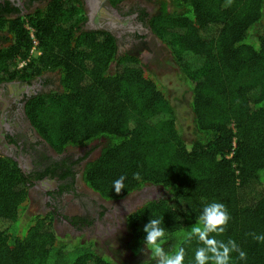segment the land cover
<instances>
[{
  "label": "trees",
  "instance_id": "obj_1",
  "mask_svg": "<svg viewBox=\"0 0 264 264\" xmlns=\"http://www.w3.org/2000/svg\"><path fill=\"white\" fill-rule=\"evenodd\" d=\"M159 1L150 25L191 92L190 138L148 64L131 50L119 53L111 33L82 29L79 0H51L27 19L0 18L8 42L0 45V81L18 76V63L30 59L27 24L41 54L24 73L60 74L62 88L28 106L34 127L59 152L97 142L84 184L104 199L147 184L166 191L127 216L129 252L115 259L95 238L61 235L50 214L23 221L28 178L0 155V264H157L143 242L153 218L162 220L165 252L183 247L184 264H195L203 245L187 236L212 202L230 215L224 232L212 235L247 254L242 260L232 252L230 264H264V242L253 236L264 235V0ZM120 176L125 187L117 194Z\"/></svg>",
  "mask_w": 264,
  "mask_h": 264
},
{
  "label": "flooded vegetation",
  "instance_id": "obj_2",
  "mask_svg": "<svg viewBox=\"0 0 264 264\" xmlns=\"http://www.w3.org/2000/svg\"><path fill=\"white\" fill-rule=\"evenodd\" d=\"M50 1L0 0V18L27 19L43 10ZM79 1L86 14L82 29L111 33L116 38L119 53L141 40L159 39L150 25V19L161 8L159 0ZM7 43L4 31H0V45ZM40 54L41 51L38 56ZM38 56L31 54L30 59ZM30 59L18 63V76L0 81V155L10 158L28 178V203L39 206V211L32 215L50 214L54 224L63 230L58 231L61 235L95 238L91 235L92 229L98 235L112 234L120 226L127 230V216L147 201L164 197L166 194L161 190H165L161 187L157 197L144 195L148 188L143 189L152 186L147 184L122 199H104L88 188L82 179L83 171L100 153L99 146L94 141L88 145L67 146L59 152L34 127L28 106L62 86L58 71L31 75L33 68H30L24 73ZM127 197L131 202L137 201L138 206L127 204Z\"/></svg>",
  "mask_w": 264,
  "mask_h": 264
},
{
  "label": "rangeland",
  "instance_id": "obj_3",
  "mask_svg": "<svg viewBox=\"0 0 264 264\" xmlns=\"http://www.w3.org/2000/svg\"><path fill=\"white\" fill-rule=\"evenodd\" d=\"M128 50L138 54L143 62L148 64L150 70L161 80L163 87L167 90V94L172 104L175 106L178 115V124L182 127L185 137L190 138V128L193 118V113L189 105L191 92L185 82L180 79L178 68L172 59L170 48H168L167 45L162 43L159 39L152 41L148 38L136 42ZM32 54L34 56H38L39 50H34ZM159 188H156L154 185H149L143 189L144 191L147 189L144 195L149 194L157 197L159 195L158 190H161V187ZM161 191L166 194V191ZM140 192H142V190ZM138 197H141V193ZM122 202H124V200ZM125 202L129 205L132 204L133 207L136 205L138 206L137 201L131 202L130 197L125 198ZM38 207L39 206L37 204L31 205L27 202V207L22 212V220L27 222L28 219L33 216L32 214H34V212L39 211ZM56 229L60 232L63 231L58 226H56ZM107 232L110 233L109 231ZM127 234V230L124 226L118 227L112 234H94L93 229L91 233L93 237L99 240L100 244H102L103 248L111 255V257L115 259H125V256L129 252L124 245V240Z\"/></svg>",
  "mask_w": 264,
  "mask_h": 264
},
{
  "label": "clouds",
  "instance_id": "obj_4",
  "mask_svg": "<svg viewBox=\"0 0 264 264\" xmlns=\"http://www.w3.org/2000/svg\"><path fill=\"white\" fill-rule=\"evenodd\" d=\"M135 179H139V173L134 174ZM124 176H120L113 182V188L117 194L124 189ZM230 219L226 206L219 202H212L204 206L197 223L192 225L187 239L196 237L202 247L195 251V264H230L231 253L238 252L239 258H247L246 252L239 248L234 240L227 242L217 240L212 233H223ZM160 218L150 219L144 225L143 231L146 234L143 242L147 249L151 250V257L156 259L157 264H184L185 249L179 248L175 253H166L162 247L165 237V229L161 227ZM254 239L264 242V235L253 234Z\"/></svg>",
  "mask_w": 264,
  "mask_h": 264
},
{
  "label": "built area",
  "instance_id": "obj_5",
  "mask_svg": "<svg viewBox=\"0 0 264 264\" xmlns=\"http://www.w3.org/2000/svg\"><path fill=\"white\" fill-rule=\"evenodd\" d=\"M27 26V28L29 29V31H30V34H31V37H32V40H33V47L31 48V52H30V54H29V58H30V55L32 54V52L34 51V50H39V47H38V40H37V38H36V35H35V30H34V28L33 27H31L30 25H26ZM39 53H40V50H39ZM21 62H25V60L24 61H21Z\"/></svg>",
  "mask_w": 264,
  "mask_h": 264
}]
</instances>
